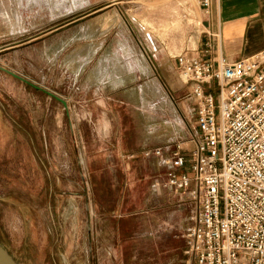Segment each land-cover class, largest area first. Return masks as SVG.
<instances>
[{"label":"rangeland","instance_id":"1","mask_svg":"<svg viewBox=\"0 0 264 264\" xmlns=\"http://www.w3.org/2000/svg\"><path fill=\"white\" fill-rule=\"evenodd\" d=\"M201 17L197 0H0V65L67 105L0 70V245L17 264L185 263L193 203L142 151L192 131L170 68L206 57Z\"/></svg>","mask_w":264,"mask_h":264},{"label":"built area","instance_id":"2","mask_svg":"<svg viewBox=\"0 0 264 264\" xmlns=\"http://www.w3.org/2000/svg\"><path fill=\"white\" fill-rule=\"evenodd\" d=\"M197 1L208 14L211 0ZM212 48L206 39L205 58L174 57L188 76L192 131L142 155L157 157L165 185L193 203L184 264H264V47L235 60Z\"/></svg>","mask_w":264,"mask_h":264},{"label":"crops","instance_id":"3","mask_svg":"<svg viewBox=\"0 0 264 264\" xmlns=\"http://www.w3.org/2000/svg\"><path fill=\"white\" fill-rule=\"evenodd\" d=\"M201 21L203 41L205 42L206 39L212 41L213 48L210 51L212 56L218 53L228 60H235L250 56L264 47V0H211L209 13L202 12ZM123 57H125L123 67L127 71L131 69L133 71L136 61L128 50H118L115 61H112L113 65L117 67L118 60ZM142 60L141 63L137 61L138 66L149 72V65L144 59ZM173 68L177 69L175 62L170 69ZM169 79L171 80V77H168ZM111 81H117L116 75ZM171 89L177 95H183L187 94L189 87L183 83L182 86H174Z\"/></svg>","mask_w":264,"mask_h":264},{"label":"water","instance_id":"4","mask_svg":"<svg viewBox=\"0 0 264 264\" xmlns=\"http://www.w3.org/2000/svg\"><path fill=\"white\" fill-rule=\"evenodd\" d=\"M0 70L5 72L6 74L12 76V77L24 82L25 84L31 86L32 88L40 90V91L46 93L47 95L53 97L54 99L59 101L63 105V107L66 109V107H67L66 102L62 98L56 96L55 94H53L49 91H46V90L40 88L39 86L33 84L32 82L28 81L24 77H22L19 74L5 68L4 66L0 65ZM0 264H17L14 261V259L10 256V254L1 245H0Z\"/></svg>","mask_w":264,"mask_h":264},{"label":"bare ground","instance_id":"5","mask_svg":"<svg viewBox=\"0 0 264 264\" xmlns=\"http://www.w3.org/2000/svg\"><path fill=\"white\" fill-rule=\"evenodd\" d=\"M124 42V41H123ZM122 44V43H121ZM125 46V45H124ZM117 47V46H116ZM120 50V49H119ZM121 51V50H120ZM118 53H120V52H118ZM122 53V52H121ZM118 56V55H117ZM126 56V55H125ZM128 57V56H127ZM129 58V57H128ZM118 60V59H117ZM130 60V59H129ZM129 62H131V60L129 61ZM129 64V63H128ZM135 66H136V64H134ZM128 67V66H127ZM130 67V66H129ZM128 69V68H127ZM130 70V69H129ZM130 71H132V69L130 70ZM114 79V78H113Z\"/></svg>","mask_w":264,"mask_h":264}]
</instances>
